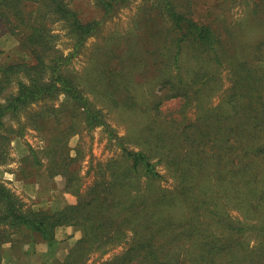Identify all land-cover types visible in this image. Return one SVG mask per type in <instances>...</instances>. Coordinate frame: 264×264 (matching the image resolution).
Segmentation results:
<instances>
[{
	"label": "trees",
	"instance_id": "trees-1",
	"mask_svg": "<svg viewBox=\"0 0 264 264\" xmlns=\"http://www.w3.org/2000/svg\"><path fill=\"white\" fill-rule=\"evenodd\" d=\"M26 1L30 0H0V22L32 57L0 67L6 78L32 71L25 74L27 81L17 82L16 94L0 103V131L5 115L52 98L58 90L65 94L64 102L46 110L54 114L69 110L74 120L82 116L88 128L104 124L102 112L62 67L118 2L126 0H95L101 19L88 22L62 0H31L36 11L27 9ZM163 1L160 6L172 27L167 32L171 40L160 54L162 70L169 73L171 61L176 75L163 79V91L151 111L155 123L169 129V136L151 130L154 142L144 141L148 151L121 147V154L108 161L114 168L108 182L99 176L87 199L53 212L25 209L0 183L1 246L15 247L11 231L23 233L34 245L54 242L59 227L80 233L66 238L72 245L62 258L29 264H264V11H258L264 0L255 1L236 25L225 26L195 20L190 11ZM57 21H63L75 38L74 51L67 57L55 48L57 35L46 27ZM255 29L260 30L256 36ZM44 72L50 73L48 80H43ZM217 92V104L201 101V95L215 97ZM171 99L182 102L179 120L160 119L159 106ZM187 107L197 113L192 122L181 115ZM34 116L30 119L37 124L41 115ZM176 137L181 143L178 151ZM1 138L0 153L8 142L2 134ZM152 152L159 154L156 162L151 161ZM157 164L174 179L170 189L161 186ZM67 165H59L54 174L65 175V188L77 191L81 178ZM121 245L124 249L111 258L91 261Z\"/></svg>",
	"mask_w": 264,
	"mask_h": 264
},
{
	"label": "rangeland",
	"instance_id": "rangeland-1",
	"mask_svg": "<svg viewBox=\"0 0 264 264\" xmlns=\"http://www.w3.org/2000/svg\"><path fill=\"white\" fill-rule=\"evenodd\" d=\"M255 1L167 0L179 10L190 11L195 20H213L214 26H225L229 22L236 25L246 11H251ZM62 2L84 22L101 19L95 0ZM24 3L28 4L27 9L36 11L31 0ZM161 3L165 1L118 2L109 17L102 20L98 30L86 38L78 53L62 67L64 73L78 83L88 102L102 112L104 124L88 128L82 116L74 120L69 116V110L61 114L46 110L50 106L57 108L64 102L65 94L59 90L52 98L46 97L16 114L3 117L4 126L0 134L7 137L8 142L4 152L0 153V183L14 193L25 209L53 212L80 199H87L91 185L99 176L108 182V175L114 169L107 165L108 161L121 154V147L134 151L145 148L144 151H148L150 146L144 141L154 142L150 137L151 130L160 136H169V129L162 122L155 123L156 114L151 111L153 101L157 102L163 91V79L176 75L171 61L169 73L164 74L162 70L164 62H161L160 54L164 44L171 40L167 32L171 31L172 22ZM187 5L190 7L188 10L185 9ZM258 11H264V7ZM62 23H48L46 27L57 35L55 48L67 57L74 51L75 38ZM252 31L256 36L260 30ZM24 50L20 39L7 32L0 22V67L31 61L32 57ZM49 55H52L51 51ZM29 73L32 71H21L6 78L0 70L1 104L5 103L7 96L16 94L17 82L27 81L25 74ZM49 74L44 72L43 80H48ZM5 79L7 82H4ZM227 85L223 73V89ZM219 94L215 97L201 95V101H211L215 105ZM181 104L180 99L162 101L158 108L159 118L179 120ZM30 115H41L37 124L32 122ZM181 115L186 116L187 122H192L197 113L187 107ZM60 128L62 132H59ZM174 143V151H178L180 140L176 137ZM151 156L152 162L159 158L158 153L152 152ZM67 163L68 171L81 178L77 191L65 188V175L54 174L59 165ZM156 170L163 177L159 180L161 186L170 189L174 179L165 172L163 165L157 164ZM74 232L79 233L72 227H59L55 231L54 242L34 245L31 238H23V233L11 231L13 241L18 243L22 240V244L16 243L15 247L0 245V263H43L49 258H62L72 245L66 238ZM27 241L28 244L24 243ZM123 249L121 245L103 257L96 254L91 261L107 260Z\"/></svg>",
	"mask_w": 264,
	"mask_h": 264
}]
</instances>
